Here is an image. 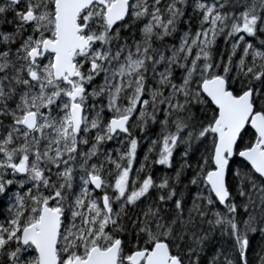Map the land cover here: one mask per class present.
<instances>
[{"label": "snow or ice", "instance_id": "6c2138e0", "mask_svg": "<svg viewBox=\"0 0 264 264\" xmlns=\"http://www.w3.org/2000/svg\"><path fill=\"white\" fill-rule=\"evenodd\" d=\"M0 264H264V0H0Z\"/></svg>", "mask_w": 264, "mask_h": 264}]
</instances>
